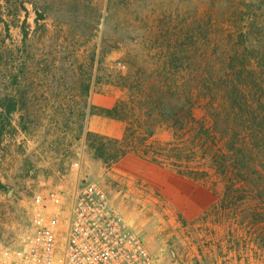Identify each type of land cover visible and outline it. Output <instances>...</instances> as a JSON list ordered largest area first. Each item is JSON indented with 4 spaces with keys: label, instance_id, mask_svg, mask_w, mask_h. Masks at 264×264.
<instances>
[{
    "label": "rangeland",
    "instance_id": "374dc122",
    "mask_svg": "<svg viewBox=\"0 0 264 264\" xmlns=\"http://www.w3.org/2000/svg\"><path fill=\"white\" fill-rule=\"evenodd\" d=\"M24 5L4 17L11 23L4 41L11 46L25 41L29 97L40 117L27 130L18 121L6 125L0 142V264L2 252L19 247L32 229L35 193L88 180L108 192L155 264H264V251L247 238H234L232 229L207 215L216 201L210 183L190 180L137 152L107 165L84 139H76L77 80L101 75L100 65L91 67L87 57L93 46L105 44L110 67L122 71L126 52L145 58L153 41H204V19L219 6L211 0H26ZM221 8L238 14L235 22L222 20L224 37L264 41V0H234ZM246 26L255 28L243 35ZM76 48L86 57L77 61ZM126 94L120 85L101 83L89 103L106 107ZM194 115L209 121L203 102L195 105ZM116 122L127 125L87 110L91 130L103 124L115 128ZM159 138L169 140L171 134Z\"/></svg>",
    "mask_w": 264,
    "mask_h": 264
},
{
    "label": "trees",
    "instance_id": "16d2710c",
    "mask_svg": "<svg viewBox=\"0 0 264 264\" xmlns=\"http://www.w3.org/2000/svg\"><path fill=\"white\" fill-rule=\"evenodd\" d=\"M25 2L0 0V142L6 125L18 121L27 130L40 117L29 97L25 41L19 46L4 41L11 29L4 17L26 9ZM225 2L234 0H211L219 9L204 19V41H153L145 49L147 58L126 52L122 71L110 67L105 44L93 46L87 57L91 67L100 65L101 75L77 80L76 139H84L107 165L137 152L190 180L210 183L216 201L207 215L232 229L234 238H247L264 251V41L224 37L222 20L238 17L221 10ZM251 28L241 32L249 34ZM73 53L77 61L86 57L78 48ZM101 83L126 88V97L111 108L90 104L91 92ZM201 102L209 121L194 115ZM88 109L126 121L123 136L89 129ZM166 131L171 138H159Z\"/></svg>",
    "mask_w": 264,
    "mask_h": 264
},
{
    "label": "built area",
    "instance_id": "2783aa9c",
    "mask_svg": "<svg viewBox=\"0 0 264 264\" xmlns=\"http://www.w3.org/2000/svg\"><path fill=\"white\" fill-rule=\"evenodd\" d=\"M32 212L30 233L1 264H155L97 181L37 192Z\"/></svg>",
    "mask_w": 264,
    "mask_h": 264
},
{
    "label": "crops",
    "instance_id": "0c3cea01",
    "mask_svg": "<svg viewBox=\"0 0 264 264\" xmlns=\"http://www.w3.org/2000/svg\"><path fill=\"white\" fill-rule=\"evenodd\" d=\"M114 105V101L108 105H106V107H112ZM113 121H109V123H111ZM116 127L113 128L111 126H109V124H103V125H99V126H92V130H95L97 132H101L104 134H108L114 137H122L125 131V124L123 122H116L115 123Z\"/></svg>",
    "mask_w": 264,
    "mask_h": 264
}]
</instances>
